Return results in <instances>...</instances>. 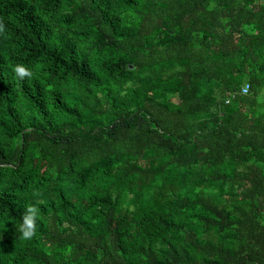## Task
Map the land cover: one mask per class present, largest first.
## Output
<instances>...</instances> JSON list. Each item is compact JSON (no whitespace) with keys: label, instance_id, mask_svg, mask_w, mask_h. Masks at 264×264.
I'll return each instance as SVG.
<instances>
[{"label":"trees","instance_id":"trees-1","mask_svg":"<svg viewBox=\"0 0 264 264\" xmlns=\"http://www.w3.org/2000/svg\"><path fill=\"white\" fill-rule=\"evenodd\" d=\"M0 264H264V0H0Z\"/></svg>","mask_w":264,"mask_h":264},{"label":"clouds","instance_id":"clouds-1","mask_svg":"<svg viewBox=\"0 0 264 264\" xmlns=\"http://www.w3.org/2000/svg\"><path fill=\"white\" fill-rule=\"evenodd\" d=\"M14 78L23 80L24 78H31L33 72L29 66L23 63H17L13 66ZM38 193H33V200L31 203L25 205L21 223L19 225V232L24 239L32 238L37 232V217L39 215V204L41 201L37 199Z\"/></svg>","mask_w":264,"mask_h":264},{"label":"built area","instance_id":"built-area-1","mask_svg":"<svg viewBox=\"0 0 264 264\" xmlns=\"http://www.w3.org/2000/svg\"><path fill=\"white\" fill-rule=\"evenodd\" d=\"M248 90H249V84H246V85L242 88L241 93L244 94V95H246V94L248 93ZM234 96H235V94L232 95V97H234ZM229 101H230V100H227L226 102L229 103Z\"/></svg>","mask_w":264,"mask_h":264}]
</instances>
